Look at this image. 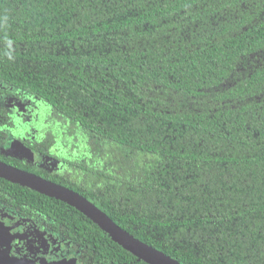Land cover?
<instances>
[{"label":"trees","instance_id":"1","mask_svg":"<svg viewBox=\"0 0 264 264\" xmlns=\"http://www.w3.org/2000/svg\"><path fill=\"white\" fill-rule=\"evenodd\" d=\"M7 95L56 160L39 176L182 264H264V0H0L1 133L21 123ZM0 205L66 235L82 264H148L1 177Z\"/></svg>","mask_w":264,"mask_h":264},{"label":"flooded vegetation","instance_id":"2","mask_svg":"<svg viewBox=\"0 0 264 264\" xmlns=\"http://www.w3.org/2000/svg\"><path fill=\"white\" fill-rule=\"evenodd\" d=\"M11 98L16 102H9ZM25 99L27 98L21 99L18 96L7 95L8 108L3 111L4 113H13L11 117L8 116L9 120L13 119V115H15L14 120L18 119L21 123L11 122L6 125L1 122V131L4 134L0 132L2 138L0 152L5 153V156L8 155L9 159L19 160L27 168L33 165L31 167L33 171H29L37 175L44 173V170L52 172L56 166V160L42 151L44 149L43 138L46 135L34 125L29 124V120L33 122L36 121V118H28L31 114ZM16 146H19L23 152L28 151L27 149L31 152H28V156L25 157L17 156L10 150ZM5 246L10 247L11 256L17 259L32 260L35 264L66 259H70V262L73 261L72 264H82V260L86 258V255L82 254L83 249L68 239L66 235L56 229H48L31 217L18 214L12 209L0 205V247L4 249Z\"/></svg>","mask_w":264,"mask_h":264},{"label":"water","instance_id":"3","mask_svg":"<svg viewBox=\"0 0 264 264\" xmlns=\"http://www.w3.org/2000/svg\"><path fill=\"white\" fill-rule=\"evenodd\" d=\"M10 150L20 157L28 156V152H31L29 149H27L28 151L25 150V152H23L19 149V146H16V148L12 147ZM0 177L30 188L48 197L58 199L74 207L99 226V228L114 242L118 243L122 248L136 256L138 260H143L148 264H182L177 259L133 236L127 230L115 223L102 209L73 189L1 160ZM3 248L4 249L0 247V264H35L32 260L17 259L11 256L10 248L8 246ZM40 264L72 263L69 259H66L51 263L41 262Z\"/></svg>","mask_w":264,"mask_h":264},{"label":"rangeland","instance_id":"4","mask_svg":"<svg viewBox=\"0 0 264 264\" xmlns=\"http://www.w3.org/2000/svg\"><path fill=\"white\" fill-rule=\"evenodd\" d=\"M9 102L13 103V102H16L13 98L9 99ZM10 248V247H9ZM70 260V259H69ZM73 262V261H71ZM74 262H76V260L74 259Z\"/></svg>","mask_w":264,"mask_h":264}]
</instances>
